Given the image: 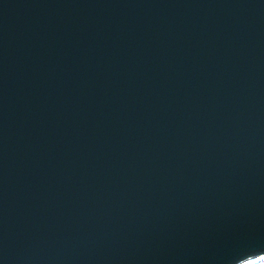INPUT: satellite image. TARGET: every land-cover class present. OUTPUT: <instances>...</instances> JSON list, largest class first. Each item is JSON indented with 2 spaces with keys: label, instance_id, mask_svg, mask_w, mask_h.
Segmentation results:
<instances>
[{
  "label": "water",
  "instance_id": "1",
  "mask_svg": "<svg viewBox=\"0 0 264 264\" xmlns=\"http://www.w3.org/2000/svg\"><path fill=\"white\" fill-rule=\"evenodd\" d=\"M264 258V0H0V264Z\"/></svg>",
  "mask_w": 264,
  "mask_h": 264
},
{
  "label": "trees",
  "instance_id": "2",
  "mask_svg": "<svg viewBox=\"0 0 264 264\" xmlns=\"http://www.w3.org/2000/svg\"><path fill=\"white\" fill-rule=\"evenodd\" d=\"M247 264H264V258L254 260V261L247 263Z\"/></svg>",
  "mask_w": 264,
  "mask_h": 264
},
{
  "label": "rangeland",
  "instance_id": "3",
  "mask_svg": "<svg viewBox=\"0 0 264 264\" xmlns=\"http://www.w3.org/2000/svg\"><path fill=\"white\" fill-rule=\"evenodd\" d=\"M250 262H252V261H250ZM250 262H247V263H250ZM247 263H245V264H247Z\"/></svg>",
  "mask_w": 264,
  "mask_h": 264
}]
</instances>
